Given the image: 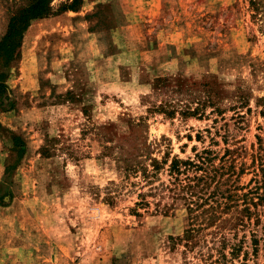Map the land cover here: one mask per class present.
I'll return each instance as SVG.
<instances>
[{
  "label": "rangeland",
  "instance_id": "1",
  "mask_svg": "<svg viewBox=\"0 0 264 264\" xmlns=\"http://www.w3.org/2000/svg\"><path fill=\"white\" fill-rule=\"evenodd\" d=\"M29 1L0 0V37ZM159 76L220 111L154 110ZM5 85L0 264H264V0H83Z\"/></svg>",
  "mask_w": 264,
  "mask_h": 264
},
{
  "label": "trees",
  "instance_id": "2",
  "mask_svg": "<svg viewBox=\"0 0 264 264\" xmlns=\"http://www.w3.org/2000/svg\"><path fill=\"white\" fill-rule=\"evenodd\" d=\"M82 1L58 0L54 4V0H30L10 15L7 29L0 37V97L6 91V69L18 59L25 32L30 25L36 20L59 15L65 11H76ZM153 88L157 95H163L165 98L154 107V110H158L168 117H173L176 112L184 117L196 116L198 113L203 112L206 106H211L214 110L220 111L216 107L219 89L209 82L186 81L180 77L159 76L154 79ZM179 95L186 96L184 97L185 102L183 99L174 97ZM180 100L183 103L182 106L178 105ZM192 102H195L194 106L191 105ZM19 141L18 137H14V145L19 147L18 149L21 151L22 144ZM184 163L191 164L190 162ZM260 201L264 202V196H260ZM242 211L250 214L248 208H244ZM232 250H234V247ZM221 256L222 259H225L223 253Z\"/></svg>",
  "mask_w": 264,
  "mask_h": 264
}]
</instances>
